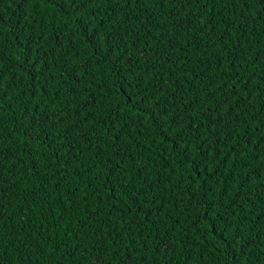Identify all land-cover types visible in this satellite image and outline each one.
I'll return each mask as SVG.
<instances>
[{"label": "trees", "instance_id": "16d2710c", "mask_svg": "<svg viewBox=\"0 0 264 264\" xmlns=\"http://www.w3.org/2000/svg\"><path fill=\"white\" fill-rule=\"evenodd\" d=\"M202 4L205 0L185 8L183 0H141L133 23L121 25L117 18L124 21L128 11L123 3L113 13L88 0H0L4 80L14 81L0 109L2 264H264V198L247 195L264 192V138L257 131L264 130V64L253 56L264 49L262 9L254 6L240 16L238 4L215 0L214 7L205 4L211 13ZM209 15L214 19L202 28ZM121 53L124 60L118 62ZM145 53L151 63L143 61ZM129 58L139 63L129 67ZM169 58L171 65L165 62ZM237 71L238 79L250 82L246 92L238 84L242 98L230 102L239 103L236 112L247 123H234V130L220 125L214 135L205 134L215 150L205 153L201 167L208 172L201 179L193 173L203 159L196 151L203 137L190 149V161L189 150L182 151L185 145L177 146L166 130L167 118L137 111L140 97L171 76L203 100L208 80L197 76L218 87ZM140 76L144 80L137 86ZM165 88L170 98L174 90ZM133 91L140 95L129 102L126 94ZM226 92L217 94V103ZM175 111L180 107L169 116ZM52 112L64 120L61 127L44 115ZM193 116L206 120L207 114ZM117 132L124 133L120 154L112 140ZM145 165L148 171L137 175ZM217 169L223 175H216ZM133 176L135 188L125 180ZM145 177L155 192L148 190L133 204L129 194L145 190ZM233 193L239 197L235 203ZM125 204L143 221L139 227L128 228ZM141 207L151 215L145 217Z\"/></svg>", "mask_w": 264, "mask_h": 264}, {"label": "snow or ice", "instance_id": "6c2138e0", "mask_svg": "<svg viewBox=\"0 0 264 264\" xmlns=\"http://www.w3.org/2000/svg\"><path fill=\"white\" fill-rule=\"evenodd\" d=\"M88 3H93L96 4L98 7L102 5L107 6L106 7V12L108 9H111L113 13H115L116 8H119L121 3H123L124 7L128 9L127 12H124V21H120L117 18V22L120 23L121 25H124L125 22H127L129 25L133 23L132 17L135 12V5H138L141 3V0H88ZM193 3H200V0H183V6L185 8H191ZM211 3L213 4V7L215 6V0H205V4ZM222 3L227 6L229 3L233 5H240L239 9V15L243 16L246 13L252 12V8L254 6H260L262 11L258 14L259 15V20L264 21V0H222ZM205 4H202L201 7H205ZM205 11H208L211 13L212 9L211 8H206ZM179 13H177L178 15ZM233 15H237V12L234 11ZM253 16H256V13H252ZM214 19L213 15H209L208 20L206 21L205 24H203L201 27L202 28H207L211 24V21ZM218 23H221L223 21H217ZM245 21H241L243 24ZM103 25L98 26V28H102ZM181 27H183V24H181ZM236 26L234 24H229V28H235ZM211 31H214L215 29L212 28L210 29ZM106 34L108 36H111V39L113 41H116L117 37L115 34H112L111 32H107ZM226 32H228L229 38H231V32L229 31L228 28L225 29ZM100 32L97 30L94 35V39L96 37H99ZM242 35V33H241ZM195 39V36L193 37ZM124 37L120 36V40H123ZM239 51L241 53L244 52V48L241 46L239 47ZM253 56L255 58V62L258 64H264V49H258L255 53H253ZM239 58V57H238ZM4 59L5 56L2 52H0V109L3 108V102L7 98V93L8 89H10L14 83L11 79H9L7 82L4 80V74H3V66H4ZM117 61H122L124 60V54L121 53L117 58ZM143 61L146 63H151L152 56L149 55L148 53H145L142 57ZM185 60L186 64L192 63L191 60L187 59V57L183 58ZM169 65L172 64V59L169 58L165 61ZM126 63L129 65V67H133L134 63H139V61L134 62L130 58L126 61ZM232 67H235V65H231ZM86 67V65H85ZM193 74L195 73V69L192 70ZM135 75V73H133ZM225 75L227 76V72H225ZM239 72H234L230 78L225 79L223 83H221L218 87L216 86V81L203 76L199 75L196 78L197 79H207L208 83L202 88V92L204 93V99L202 100L200 95L197 94L196 96H193V91L194 88H188L187 83H181L180 78L177 77L176 79H172L171 76H168L166 79L161 78L160 84L156 87L155 91L152 93H148V88L145 86L142 91L144 93H148L146 97L141 96L140 97V102L139 106L137 108V111L143 112V111H148L152 119L156 120H165L166 118L170 121L167 131L172 134L174 137L175 143L177 146H179L181 143L185 145V149L183 150H189L188 151V159L191 161L192 160V153L190 149H192L193 144L195 140H201L202 142L198 145H196V151L199 155L203 157L199 162L195 163V168H194V173L193 175L198 174L201 179H204V174L208 172V168L201 167V164L204 163L208 159L207 155L205 154L206 152H212L214 151V147L212 144H209L208 137L205 134H212L214 135L215 132L217 131V128L220 125H224L226 129L229 130H234L233 129V124L234 123H247L246 120H242V118L239 116V114L236 112V109L240 107L239 103H231L230 98H235L239 99L241 97V90L237 88V85H241L244 89V91H247L246 85L250 81H244L242 78L238 79L239 77ZM254 78V77H253ZM144 77L140 76V78L137 80V86L141 82H143ZM150 82V81H149ZM180 84V87L177 89L176 85ZM169 85L173 88L174 94L171 95V97H167L166 93V88L165 86ZM128 88H132V85L129 84ZM227 91L226 90H229ZM223 99L220 102H216L217 100V94L218 93H225ZM51 95V93H49ZM140 93L133 91L130 94H126V99L131 102L133 97L139 96ZM189 97H192L189 99ZM161 105L164 107L162 108ZM225 105H229L228 108H225ZM180 107V111H175V115L169 116V111H174L177 109V107ZM158 109L157 112L153 113L151 109ZM193 112H198L201 117H204L205 113L207 114L206 120L205 119H197L196 117L193 116ZM44 115H47L50 120L55 121V126L57 128L61 127L64 124V120L61 118V116L56 113H44ZM227 122V123H225ZM212 125H215L216 127H212ZM23 127V123L20 125ZM51 126V125H50ZM73 127H79V122ZM116 128V123H113L111 125V129ZM203 130V131H202ZM33 131L35 129L33 128ZM103 133H107L109 131V127L106 125L105 128L102 130ZM257 131L260 132V135L262 138H264V130L258 129ZM124 135L123 132H117L115 136L112 137V140L114 142L113 146L116 147L117 154H120L121 149L119 145L122 143L121 137ZM83 138V137H82ZM103 139V135L100 137ZM191 138V141H190ZM221 137H216L215 143L218 144L219 140ZM228 141L231 142V135L227 137ZM90 143V141H87ZM69 144H71V141H68ZM207 146V147H206ZM225 147L227 145H224ZM71 151V149H70ZM4 155L3 150H0V158H2ZM80 155H83V152L80 153ZM130 154L127 150H124L123 156L128 157ZM231 155V153H229ZM255 159H260V156L257 155L254 157ZM133 159V164L132 167H135V162H134V157ZM150 159V157H149ZM233 159H235L233 157ZM123 160V157H122ZM220 161H224V157L221 154L220 155ZM102 162V161H101ZM122 161H117L116 162V168H120ZM106 167V166H105ZM127 171V169H121V174ZM148 167L145 165L143 168L137 170V175L147 172ZM216 175H223V172L217 169ZM113 175H116L114 172ZM135 176H133L131 179L125 177V180L127 181L128 184L132 185L133 188L136 187L134 181H135ZM194 183V181H193ZM145 190L144 191H137L135 194H132L130 192L129 194V199L132 200L133 204H138L141 199H144L148 195V190H151L152 192H155V187L151 184L148 183L147 177L144 178L143 181ZM106 186V184H105ZM167 187L162 189V191H167ZM239 190H242L239 189ZM111 191V190H110ZM34 195V193L30 194ZM225 195L227 193L225 192ZM248 197L251 199L253 196H260L264 198V192L261 193H253L249 191L247 193ZM3 199V193L0 192V200ZM155 197H153L152 203H155ZM236 199H239V197L236 195V193H233V199L232 203H235ZM125 208L127 211L130 213L129 216V224L128 228L131 229L133 224H137L139 227L140 224L143 223V221L140 220V217L132 214V206L130 204H125ZM140 211L143 213L145 217H148L151 215L150 212H144L143 208H140ZM160 211H163V209H160ZM247 211V210H245ZM246 217L241 218V223L243 222V219ZM261 219H264V213L261 214ZM3 220V210H2V205H0V222ZM41 229H43V224L40 225ZM235 236V232L233 233ZM159 239V237H157ZM243 243L248 244V241H243ZM251 243H255V240L253 239ZM3 245V240L2 237H0V246ZM162 247L167 248L168 242L164 241V243L161 245ZM249 246H251L249 244ZM58 250V249H57ZM74 254V253H73ZM3 254H0L2 256ZM0 264H2V258H0Z\"/></svg>", "mask_w": 264, "mask_h": 264}]
</instances>
